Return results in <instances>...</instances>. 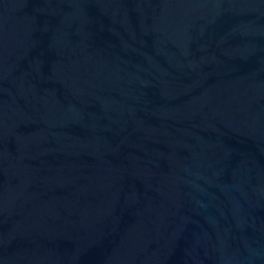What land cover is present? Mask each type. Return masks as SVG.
Returning a JSON list of instances; mask_svg holds the SVG:
<instances>
[{
    "label": "water",
    "instance_id": "1",
    "mask_svg": "<svg viewBox=\"0 0 264 264\" xmlns=\"http://www.w3.org/2000/svg\"><path fill=\"white\" fill-rule=\"evenodd\" d=\"M0 264H264V0H0Z\"/></svg>",
    "mask_w": 264,
    "mask_h": 264
}]
</instances>
